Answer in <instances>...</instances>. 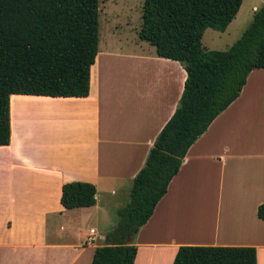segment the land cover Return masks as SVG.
Masks as SVG:
<instances>
[{
	"label": "crops",
	"instance_id": "crops-1",
	"mask_svg": "<svg viewBox=\"0 0 264 264\" xmlns=\"http://www.w3.org/2000/svg\"><path fill=\"white\" fill-rule=\"evenodd\" d=\"M252 1L254 15L264 2ZM134 30L131 41L117 36L98 49L88 97H10L11 139L0 147V264H91L130 202L132 180L187 78ZM70 182L93 184L95 205L65 210L62 186ZM262 203L264 69H256L189 148L133 240L134 264H172L182 246L253 247L264 264ZM91 229L103 238L94 245L86 242Z\"/></svg>",
	"mask_w": 264,
	"mask_h": 264
},
{
	"label": "trees",
	"instance_id": "trees-1",
	"mask_svg": "<svg viewBox=\"0 0 264 264\" xmlns=\"http://www.w3.org/2000/svg\"><path fill=\"white\" fill-rule=\"evenodd\" d=\"M242 1L143 0L138 40L180 63L187 78L174 114L132 180L130 202L91 264H134L133 240L189 148L240 96L249 74L264 69V3L230 48L202 45L206 30L227 29ZM98 49L99 0H0V147L10 144V97H88ZM95 197L93 184L70 182L62 186L60 203L65 210L90 208ZM257 217L264 222V203ZM172 264H257V255L253 247L182 246Z\"/></svg>",
	"mask_w": 264,
	"mask_h": 264
},
{
	"label": "rangeland",
	"instance_id": "rangeland-1",
	"mask_svg": "<svg viewBox=\"0 0 264 264\" xmlns=\"http://www.w3.org/2000/svg\"><path fill=\"white\" fill-rule=\"evenodd\" d=\"M142 3L143 0H99L100 50L114 45L117 36H126L130 41L132 40L134 29L139 30L141 26ZM254 5L252 0H243L236 18L224 32L206 30L202 38L203 47L208 51H225L230 48L249 26ZM37 106L39 107V103ZM92 224H87V228ZM100 243L104 244L102 241Z\"/></svg>",
	"mask_w": 264,
	"mask_h": 264
},
{
	"label": "built area",
	"instance_id": "built-area-1",
	"mask_svg": "<svg viewBox=\"0 0 264 264\" xmlns=\"http://www.w3.org/2000/svg\"><path fill=\"white\" fill-rule=\"evenodd\" d=\"M102 239L103 238L94 229H91L87 235L86 242L88 244L94 245L97 243V241Z\"/></svg>",
	"mask_w": 264,
	"mask_h": 264
},
{
	"label": "water",
	"instance_id": "water-1",
	"mask_svg": "<svg viewBox=\"0 0 264 264\" xmlns=\"http://www.w3.org/2000/svg\"><path fill=\"white\" fill-rule=\"evenodd\" d=\"M127 242H129V240H127Z\"/></svg>",
	"mask_w": 264,
	"mask_h": 264
}]
</instances>
